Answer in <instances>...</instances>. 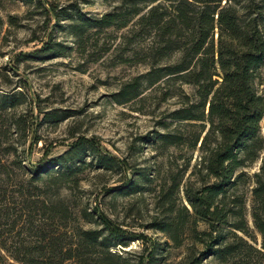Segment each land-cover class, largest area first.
I'll use <instances>...</instances> for the list:
<instances>
[{
	"label": "trees",
	"instance_id": "16d2710c",
	"mask_svg": "<svg viewBox=\"0 0 264 264\" xmlns=\"http://www.w3.org/2000/svg\"><path fill=\"white\" fill-rule=\"evenodd\" d=\"M122 1L125 10L116 6L100 17L86 16L73 4L62 16L70 21V31L80 35L90 28L129 24L135 36L145 35L134 55L147 70L122 85L114 94L116 102L137 98L162 82L194 88L191 95L182 94L170 113L173 128L165 124V131L143 137L162 148L183 145L198 151L186 183L172 175L162 188L165 215L158 228L174 241L186 229L196 239L210 236L205 252L227 262L240 246L234 241L236 231L245 232V188L250 187L251 216L264 248V0ZM2 26L0 15V33ZM50 50L56 48L47 42L39 52ZM19 103L12 92L0 94V264H115L109 248L113 239L124 243L121 231L106 225L110 232L102 236L78 228L74 238L68 237L71 209L58 194L48 193L78 181L77 163L86 150L96 154V165L104 169L122 161L82 139L62 154L28 166L29 176L21 178L22 161L17 154L12 160V108ZM13 123L24 125L21 117ZM138 187L129 178L117 190L128 193ZM181 188L186 205L180 208L173 194ZM196 219L206 222L208 230H198Z\"/></svg>",
	"mask_w": 264,
	"mask_h": 264
},
{
	"label": "rangeland",
	"instance_id": "374dc122",
	"mask_svg": "<svg viewBox=\"0 0 264 264\" xmlns=\"http://www.w3.org/2000/svg\"><path fill=\"white\" fill-rule=\"evenodd\" d=\"M70 4L90 17H100L116 6L118 11L126 9L122 0H3L0 5V94L12 92L20 101L12 108V160L17 154L22 161L20 177L29 176L28 166L88 139L122 163L104 169L96 165V154L86 150L83 162L77 163L78 181L59 187L58 192L49 191L71 209L68 237L74 238L78 228L96 230L102 236L110 232L106 225L121 231L120 241L127 244L113 239L109 248L115 264H264L262 234L251 216L250 187L245 188V232L236 231L239 238L234 241L240 246L227 262L205 252L210 236L196 239L186 229L174 241L158 228L165 215L162 188L171 183L172 175L186 183L198 151L183 145L162 148L143 137L165 131V124L173 128L170 113L179 107L182 94L191 95L194 88L179 81L162 82L137 98L116 102L114 94L122 85L147 70L148 66L135 62L134 55L145 35L130 32L132 24L73 33L70 21L62 16L71 10ZM47 42L55 52H39ZM260 89L264 93V85ZM19 117L22 127L13 123ZM129 178L138 181V191H118ZM173 197L180 208L186 205L182 188ZM83 211L89 215L84 217ZM196 223L198 230H208L206 222L196 219Z\"/></svg>",
	"mask_w": 264,
	"mask_h": 264
}]
</instances>
